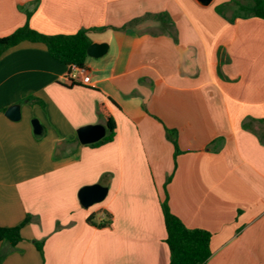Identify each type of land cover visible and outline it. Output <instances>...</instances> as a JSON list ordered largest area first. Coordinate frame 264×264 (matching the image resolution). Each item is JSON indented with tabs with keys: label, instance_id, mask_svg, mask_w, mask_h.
<instances>
[{
	"label": "crops",
	"instance_id": "obj_1",
	"mask_svg": "<svg viewBox=\"0 0 264 264\" xmlns=\"http://www.w3.org/2000/svg\"><path fill=\"white\" fill-rule=\"evenodd\" d=\"M236 11L234 0H0V39L29 23L108 46L88 55V85H71L43 43L0 57V226L30 217L16 246L0 242V264H170L165 199L212 234L206 264H264V19L231 22ZM100 105L115 137L83 145L79 128L105 125ZM93 184L108 195L84 208ZM103 211L112 226H91Z\"/></svg>",
	"mask_w": 264,
	"mask_h": 264
},
{
	"label": "trees",
	"instance_id": "obj_2",
	"mask_svg": "<svg viewBox=\"0 0 264 264\" xmlns=\"http://www.w3.org/2000/svg\"><path fill=\"white\" fill-rule=\"evenodd\" d=\"M237 5V11L233 22L237 18L257 17L264 19V0H251L244 3L234 0ZM160 20H164L163 15L152 16ZM88 30L82 29L71 35H45L30 27L29 23L18 28L13 34L0 39V57L4 50L17 45L22 41H31L43 43L47 46L50 55L69 66H76L79 68L85 67L86 59L88 57V48L92 41L89 38ZM72 83L71 85H74ZM99 113L104 120L105 125L109 131L105 138L101 141L91 144L93 147L103 145L113 141L116 131V123L110 112L100 105ZM168 138L175 146L176 156L180 153L178 147V133L176 130L166 128ZM171 180V177L168 181ZM162 210L164 214L167 238L166 242L170 248V264H206L212 256L211 238L212 234L204 229H193L187 227L184 222L175 216L168 205L167 199L162 202ZM106 217L105 221L95 223V215L88 218V223L91 226L98 228H110L113 223V216L106 211L100 212ZM30 217L18 226L15 227H1L0 226V242L7 241L12 246H16L22 241L21 230L22 227L29 222ZM38 250L43 254V241L35 242Z\"/></svg>",
	"mask_w": 264,
	"mask_h": 264
},
{
	"label": "water",
	"instance_id": "obj_3",
	"mask_svg": "<svg viewBox=\"0 0 264 264\" xmlns=\"http://www.w3.org/2000/svg\"><path fill=\"white\" fill-rule=\"evenodd\" d=\"M202 5H209L213 0H198ZM107 44L93 43L88 48V55L99 57L107 50ZM11 119L17 120L20 117V106L15 105L9 108L8 114ZM34 132L37 135L43 133V127L38 119L33 120ZM108 127L103 124H92L79 128L77 130L78 139L83 145H91L101 141L108 134ZM109 188L102 184H93L84 186L79 191V200L84 208H89L95 204L101 203L108 195Z\"/></svg>",
	"mask_w": 264,
	"mask_h": 264
},
{
	"label": "built area",
	"instance_id": "obj_4",
	"mask_svg": "<svg viewBox=\"0 0 264 264\" xmlns=\"http://www.w3.org/2000/svg\"><path fill=\"white\" fill-rule=\"evenodd\" d=\"M68 81L72 83H80L88 85L91 83V74L89 70L85 67L79 68L76 66H71V71L68 75Z\"/></svg>",
	"mask_w": 264,
	"mask_h": 264
}]
</instances>
